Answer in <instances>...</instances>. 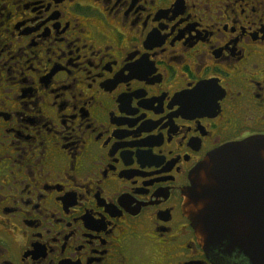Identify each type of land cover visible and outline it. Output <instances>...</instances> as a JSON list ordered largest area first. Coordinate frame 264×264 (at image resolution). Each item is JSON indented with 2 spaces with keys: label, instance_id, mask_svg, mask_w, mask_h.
I'll use <instances>...</instances> for the list:
<instances>
[{
  "label": "flooded vegetation",
  "instance_id": "af4514ba",
  "mask_svg": "<svg viewBox=\"0 0 264 264\" xmlns=\"http://www.w3.org/2000/svg\"><path fill=\"white\" fill-rule=\"evenodd\" d=\"M264 136V0H0V264H224L182 210Z\"/></svg>",
  "mask_w": 264,
  "mask_h": 264
},
{
  "label": "water",
  "instance_id": "95a60500",
  "mask_svg": "<svg viewBox=\"0 0 264 264\" xmlns=\"http://www.w3.org/2000/svg\"><path fill=\"white\" fill-rule=\"evenodd\" d=\"M182 195V210L210 258L264 264V136L210 151Z\"/></svg>",
  "mask_w": 264,
  "mask_h": 264
}]
</instances>
